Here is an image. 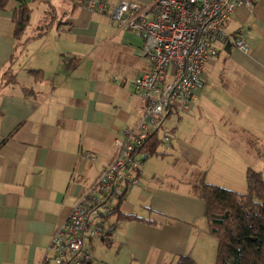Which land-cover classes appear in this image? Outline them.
Returning <instances> with one entry per match:
<instances>
[{"label":"crops","instance_id":"crops-1","mask_svg":"<svg viewBox=\"0 0 264 264\" xmlns=\"http://www.w3.org/2000/svg\"><path fill=\"white\" fill-rule=\"evenodd\" d=\"M104 1L111 7L125 2L151 10L158 0ZM31 2L39 0H10L0 12V81L10 70L18 82L0 92V145L19 128L0 150V264L42 263L43 252L82 193L115 160L117 142L142 119L143 102L132 95L129 83L150 71L139 57V38L73 0L49 2L45 18L32 32L27 29L21 45L31 41L18 48L14 16L23 5L33 14ZM49 16L56 23L37 39ZM225 32L242 37L248 54L225 48L207 65L202 89L188 110L174 111L195 121L190 139L178 138V125L167 129L168 118L164 129L173 138L172 149H159L162 160L142 168L139 187L121 204L123 214L156 225L122 222L107 244L100 239L90 246L92 257L99 242L125 255L129 264H176L182 257L194 264L216 263L217 242L207 234L205 205L192 197L188 183L195 169L206 173L208 184L231 191L236 190L213 178L246 177L248 169L263 175L264 1L239 9ZM29 71L43 72L45 80L36 83ZM215 82L220 105L213 112L219 116L208 122ZM167 156L174 168H168ZM115 222L111 217L106 226Z\"/></svg>","mask_w":264,"mask_h":264},{"label":"built area","instance_id":"built-area-1","mask_svg":"<svg viewBox=\"0 0 264 264\" xmlns=\"http://www.w3.org/2000/svg\"><path fill=\"white\" fill-rule=\"evenodd\" d=\"M264 1V0H262ZM257 0H158L151 10L104 0H73L90 14L109 16L119 29L143 42L139 57L150 66L148 74L134 78L132 95L143 102V117L133 131L116 144L117 155L96 183L83 192L74 210L52 237L41 264H90V246L106 236V218L128 193L139 187V174L150 156L143 147L159 131L169 151L172 140L164 122L174 111H187L207 65L218 59L228 44L248 54L242 37L229 36L225 27L241 8L252 9ZM112 83H118L116 77ZM126 84L120 80L119 84ZM143 152V153H142ZM94 161V156L86 155Z\"/></svg>","mask_w":264,"mask_h":264},{"label":"trees","instance_id":"trees-1","mask_svg":"<svg viewBox=\"0 0 264 264\" xmlns=\"http://www.w3.org/2000/svg\"><path fill=\"white\" fill-rule=\"evenodd\" d=\"M36 1L38 0H34V2ZM9 2L10 0L0 2V12L5 10ZM31 19L32 11L29 6H20L14 16L18 48L26 46L31 41L28 39L21 45L26 31L30 27ZM48 21V26L40 30V36L37 39L45 37L49 33L56 23V17L49 16ZM28 74L36 83L45 80L44 73L41 71H29ZM0 82V92L18 83L16 75L10 70L2 76ZM16 131L3 141L0 150L14 137ZM172 135H174L173 131ZM171 140L173 141V138ZM162 144L160 133L156 131L144 145L142 151L150 158H161L164 155L159 151ZM258 156L263 157L260 154ZM147 160L145 159L144 163ZM188 186L192 197L202 201L205 205L207 234L217 242L215 264H264V178L262 173L248 169L245 194L208 184L206 173L198 169L191 173ZM111 217H116V222L107 226L106 236L102 238L106 244L108 243L107 239L113 235L115 227L122 222L156 225V223L144 221L136 216L123 214L119 206L113 214L106 218V225L109 224ZM176 264H194V262L189 258L182 257L177 260Z\"/></svg>","mask_w":264,"mask_h":264},{"label":"rangeland","instance_id":"rangeland-1","mask_svg":"<svg viewBox=\"0 0 264 264\" xmlns=\"http://www.w3.org/2000/svg\"><path fill=\"white\" fill-rule=\"evenodd\" d=\"M52 0H39V2L35 3L32 5V2L30 3L32 5V10H33V14H32V24H30V27L28 29L27 32H32V27L36 26L37 23H40L43 21V19L45 18V14L48 10V4L49 2H51ZM34 21V23H33ZM41 24V23H40ZM113 26H115L116 28H118L117 25L113 24ZM119 29V28H118ZM120 30V29H119ZM129 33V32H127ZM132 33H129V35ZM30 35V34H28ZM133 35V34H132ZM136 41V40H135ZM140 42V41H139ZM137 41V43H139ZM143 47V46H142ZM105 68L107 71L110 70L111 68V63H107L105 64ZM117 75V74H116ZM209 81H212L211 79H209ZM20 84H24L23 80H19ZM217 86L218 84L215 82L214 84V92L210 94V102L208 107H211L210 109V115L208 116L207 121L208 122H212L213 120H215L213 117L217 118L219 116V114L214 113V109L215 106L220 105L218 100H219V95H216L217 93ZM209 90L211 91V86L209 88ZM221 101L224 102L225 105V99L222 97ZM194 104L196 105V103L194 102ZM178 113H174L170 119L166 122L165 127H167V129L171 128L174 125H178L180 128V131H178L177 133L179 134V139H181V137L183 138V140H187L190 139V133H192L193 128H194V124L195 121H191L190 119H185L184 116L177 115ZM160 138H163V135H160ZM199 140H202L204 142V144L206 145V147H208V145L210 147H212L211 144V140L208 139L207 137H199ZM164 146L161 147L160 151L164 150ZM171 158H169V156H167V166L168 168H174V160H170ZM162 159H159L157 157H151L149 158L148 161H146L143 164V167H145V165L149 164V166L153 163V162H159ZM164 160V159H163ZM262 163H258L257 164V168H260V165ZM240 168L236 167V171L239 170ZM145 171V169H144ZM216 175V174H215ZM264 175V172H263ZM215 181H220L223 185L224 183H228L227 186L236 190L235 192L240 193V194H245L247 191V187H246V177L245 176H236V177H214L213 178ZM231 185V186H230ZM242 185V187H241ZM92 253V251H91ZM92 261L93 264H129L128 259L125 255L121 254V255H117L116 249L111 250L108 249L106 247H104L103 245H100L99 242L96 244V250L94 251V255L92 257Z\"/></svg>","mask_w":264,"mask_h":264},{"label":"water","instance_id":"water-1","mask_svg":"<svg viewBox=\"0 0 264 264\" xmlns=\"http://www.w3.org/2000/svg\"><path fill=\"white\" fill-rule=\"evenodd\" d=\"M232 49V45L231 44H228L227 46H226V50L227 51H230Z\"/></svg>","mask_w":264,"mask_h":264}]
</instances>
